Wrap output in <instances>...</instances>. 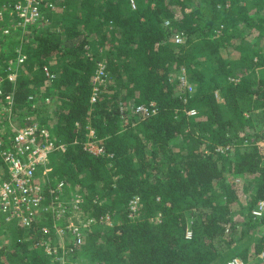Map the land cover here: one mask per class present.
<instances>
[{"label":"trees","instance_id":"1","mask_svg":"<svg viewBox=\"0 0 264 264\" xmlns=\"http://www.w3.org/2000/svg\"><path fill=\"white\" fill-rule=\"evenodd\" d=\"M135 4L59 0L8 34L14 20L0 18V75L26 55L16 80L3 81L15 120L37 114L68 144L51 156L52 175L83 197L87 216L112 220L97 221L64 261L57 239L55 256L38 245L49 219L12 223L0 264H264V214L253 213L264 200V0ZM99 60L109 80L92 101ZM183 69L193 91L177 78ZM30 95L51 103L34 107ZM151 103L155 113L135 111ZM91 138L103 153L85 147Z\"/></svg>","mask_w":264,"mask_h":264},{"label":"built area","instance_id":"2","mask_svg":"<svg viewBox=\"0 0 264 264\" xmlns=\"http://www.w3.org/2000/svg\"><path fill=\"white\" fill-rule=\"evenodd\" d=\"M58 1L7 0L3 5L0 4V18H3L7 10V14L14 20L2 27L3 33L25 32L29 25L43 20V6L55 9ZM130 6L132 10L136 8L135 0H130ZM176 42H183L181 35L177 34ZM25 59L26 55L20 52L16 61L10 60L5 78L15 81L18 67ZM97 64L92 79V101L101 92L100 86H105L109 80L105 61L99 60ZM44 70L48 77H54L47 67ZM5 78L0 75V228H7L12 223L31 228L37 217L49 219L50 223L41 227L44 237L38 245L51 256H55L58 247L62 248L60 259L64 261L65 255L73 252L74 246L84 243L92 226L97 221L105 225L109 221V215L100 220L87 216V209L82 205L83 197L76 192H73V196V193L68 195L69 182L52 175L51 156L58 150L64 152L68 144L64 141L58 142L37 114L26 115L22 125L17 123L14 117L16 102L14 95L4 90ZM181 81L192 90L188 80L182 77ZM29 99L35 100L34 107L40 106L39 102L51 103L48 96L38 102L36 96L30 95ZM135 111L146 117L155 113L156 109L153 108V103L140 104ZM90 136L93 138V130L90 131ZM92 138L85 143V147L94 153H103L104 148ZM94 145L98 146L96 150ZM137 201L138 198L131 201L133 210L137 208ZM253 213L256 216L264 214V200L257 202ZM187 235L190 236L191 232L188 231ZM52 239L58 240V247L51 245ZM227 264L244 263L237 257L229 260Z\"/></svg>","mask_w":264,"mask_h":264},{"label":"rangeland","instance_id":"3","mask_svg":"<svg viewBox=\"0 0 264 264\" xmlns=\"http://www.w3.org/2000/svg\"><path fill=\"white\" fill-rule=\"evenodd\" d=\"M17 32H21V31H17ZM188 75H189V72L187 71V69H183L181 70L180 72L177 73V78H182L184 77L186 80H188ZM189 81V80H188ZM189 83L192 85V90L194 89V85L192 82L189 81ZM108 85V81L106 82L105 86ZM52 112V111H51ZM51 114V113H50ZM51 123L53 122V120L50 121ZM97 143H99V141H97ZM262 145L264 147V141L262 142ZM95 146V145H94ZM98 146H95L94 147V150L97 149ZM225 150V149H224ZM230 155L233 157V153H230ZM224 164L226 165V167H229V160H225L224 161ZM56 176V175H55ZM58 177V176H57ZM70 186L71 184L68 183V188L67 190L70 192V193H73L75 192L74 190L70 189ZM242 201L243 202H246V199L245 197H242ZM239 206H234V212L236 214H238L240 212L239 210ZM240 217V215H236V217ZM112 225V220H111V216H109V221L105 224L104 228H107V226H111ZM106 230V229H105ZM11 230L9 229V233L7 231V228H3L0 230V247L3 246L4 244L8 245V246H11L12 244V237H11ZM22 242V241H21ZM78 264H93V263H90V261L87 260L86 257L82 258V257H79V261L77 262Z\"/></svg>","mask_w":264,"mask_h":264}]
</instances>
